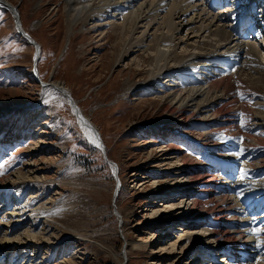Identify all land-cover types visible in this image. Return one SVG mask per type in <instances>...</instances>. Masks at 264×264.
Here are the masks:
<instances>
[{
  "label": "rangeland",
  "instance_id": "1",
  "mask_svg": "<svg viewBox=\"0 0 264 264\" xmlns=\"http://www.w3.org/2000/svg\"><path fill=\"white\" fill-rule=\"evenodd\" d=\"M84 1L90 3L87 13L96 12L98 14L95 13L94 18H89L88 22L78 21L70 30L71 33L67 31L64 0H8L17 8V13L11 12L10 9L9 12L6 6L0 3V116L2 113L9 112L10 109L21 108L25 105L24 107L31 110L32 119L36 116L35 125L42 127L45 131H35L40 135L34 136L31 144L16 153L13 162L20 161V163L17 168L9 171L14 172L11 178L14 182L18 176L16 170L22 163L30 164L27 169L23 165L19 173H25L28 169L38 173L36 174L38 177L33 176L32 182L39 181L41 184L38 182L37 186L45 188L43 192L46 191V194H43L41 189L38 196L41 202L46 203L42 204L47 206L46 208L51 205L49 208L52 210L58 205L56 217L48 218L50 221L55 219L57 221L53 229L46 227L47 218L38 217L39 219L44 218V226L41 227L43 231L37 234L43 236L42 243L43 241L50 242L52 239L54 245H58L55 244L57 242L64 246H71L75 242L81 245V247L72 248L75 251L74 257L68 254L63 257L65 252L61 251L53 264H119L102 247L111 249L118 258L122 254L123 247L128 246L129 248L135 241H138L141 246L148 243V246L129 250L124 264H170L176 258H180L178 264H198L194 258H190L191 249L187 252L182 249L183 254L186 252L184 256L180 251V247L187 245L189 240L186 239L187 237H182L185 231L180 227H185L179 225V220L187 221V219L174 221L181 216L175 215L177 213L174 212L183 200L179 193L186 189L173 184L177 180L185 181L183 179L185 174L179 175L178 173L180 171L178 165L172 166L175 157H179L180 154L177 153V148L171 146L174 143L161 142L154 138L155 136L150 137L149 134L151 126L156 123L163 124L162 121L168 116L164 114L162 108L160 110V106H157L159 100L162 99V103L165 104V101L171 99L172 93L179 94L185 90L182 87L180 90L167 87L160 88L158 92L161 93L154 92L155 88L161 84L164 85L161 78L165 74L159 78L160 85L157 83L151 90L145 89L150 79L147 73L149 67L138 65L144 55L140 50L149 49L158 40L162 50L172 49L178 53L185 50V47L177 42L178 37L184 38V30L178 33L180 35H172L170 40L165 39L167 32L164 31L170 28L166 27L164 20L159 19L155 21L158 24L154 27L152 25V30L149 28L148 32L145 31V27L140 28L138 25L139 29L133 31L128 28L123 35L124 20L121 14L120 17L119 15L115 17L108 15L111 11L108 12L105 5H102V0ZM106 1L110 6H114L115 0ZM15 15L19 16L20 26L33 43H29L18 32ZM84 15L85 12H83V17L86 19ZM215 29H212L213 33L209 34L210 36H202L200 41L208 37L215 39L213 31ZM142 39H144L143 45L140 44L137 47V42L140 40L141 43ZM192 42L193 40L185 43L192 45ZM35 43L40 45L39 51L41 48L36 70L33 62L34 53H38V47L35 48ZM116 45L117 50L112 54ZM125 49L127 54L122 56ZM187 50L190 54V49ZM155 54V50H151L148 56L145 55L150 58L147 61H152ZM141 67L146 73L139 72ZM148 72L151 73V71ZM239 78L245 83L250 76L239 74ZM40 80L47 85L62 83L69 90L74 100L71 103L76 104L77 109L90 120L101 135L104 149L106 148L109 157L107 158L111 162L110 166L104 160L101 150L93 147L81 130L71 103L59 100L57 98L59 93L52 90V92L44 93L43 83ZM209 100L210 98L208 103L212 101ZM244 105L236 103L233 106L253 110L251 105ZM259 112L249 114L246 121L262 125L264 112ZM254 113L257 114L254 115ZM184 116L176 113V118L173 117L177 125L180 124L181 129L189 128L190 123L195 122L198 115L191 112ZM170 125L176 124H170L169 119L165 128ZM13 128H17L16 124ZM165 154L166 157L172 156L173 160L164 161L161 155L165 157ZM181 159L187 160L185 161L186 166L190 162L185 157ZM188 170V168L185 170L186 177L191 174ZM181 172L184 173L183 170ZM9 180L8 177L0 184H8ZM154 180L156 185L152 186ZM24 182L27 184V181ZM19 189L18 193L24 191ZM30 189L26 198H29L32 192H38V188ZM205 193L208 196V192ZM224 198L225 196L222 197ZM213 201L220 204L214 198ZM196 203L198 204L197 201ZM203 203L208 205L210 202H201L202 205ZM165 208L168 209L167 212L162 213L165 215L158 216V218L169 223L160 227L157 222H151L149 216L152 211ZM216 211L217 208L213 210L210 208L208 212L215 213ZM170 213L174 215L171 221L168 218ZM187 213L189 214V212L183 214L187 215ZM65 216L67 218L63 219ZM55 226L58 229L55 230ZM25 227L17 231L22 232ZM173 228L180 229V231H175ZM162 231L172 236L169 238L161 236L160 238L159 234H163ZM23 232L30 234V229ZM79 233L81 234L78 235ZM45 235L50 238H45ZM179 236L181 239H178ZM150 238H154L155 242H152ZM173 242H176L175 250L170 247ZM159 245L167 250L162 251L161 249L160 253L153 254L160 250ZM80 251H82L81 254ZM256 263L263 264L259 260L252 264Z\"/></svg>",
  "mask_w": 264,
  "mask_h": 264
},
{
  "label": "bare ground",
  "instance_id": "2",
  "mask_svg": "<svg viewBox=\"0 0 264 264\" xmlns=\"http://www.w3.org/2000/svg\"><path fill=\"white\" fill-rule=\"evenodd\" d=\"M83 2V3H82ZM101 1H99L100 3ZM111 2V1H110ZM0 3L2 5L4 4L6 8L10 9L11 12L17 13L18 10L17 8L8 2V0H0ZM103 3L102 5H105V8L107 11H111V14L108 13V15H111L112 17L118 16L120 17V14L122 16V20H124L123 28H122V33L123 35L127 32V29L131 28V30L136 31L139 29L137 26L140 25V28L145 27V31L148 32L149 28L152 30V25L153 27L158 24V22H155L156 20H164V23L167 28H170L167 32L165 33V39L170 40L172 35L178 34L180 31L184 30V38H177V42H179V45L184 46L185 50H182L181 52H176L171 50H162L160 49L158 42L159 40L152 46L149 47V49H141L140 51H143L142 53L144 54L142 57L143 59L140 60V64L145 66L146 68L149 67L148 71V76L150 77L149 81L147 82L146 86L144 87L147 90H151L154 85L159 83L161 81L159 78L163 75L166 74L167 81H169L170 84L168 85H159L157 88L154 90L157 93L160 90V88H167L169 87L170 89L177 88L176 90H180V87H182L184 92H181L179 94L172 93L170 96V100L165 101L166 103L163 104V100H159V105L160 110L161 108L164 110V114L168 115L165 117V121L169 123L170 119V124L175 123L177 127L180 126L177 125L176 120L173 118H176V113H179L181 116H184L186 113H191L194 112L196 113L197 118H195V122H208L210 120H217L220 122L225 121V115L223 111V106L222 104L224 102L229 103V104H236L237 103V97L236 95H233V91L239 90V93H252L253 97L256 98V102L254 104H250L251 110H246L244 109L243 111L246 112V114L243 115L242 119L246 121V118L249 114H252L253 112H259L263 110H258L255 109V106L259 105H264V51L258 50V48L251 44V43H233L232 40V34L231 32L227 29V23L224 20L218 19L217 14H212V13H207L205 12L200 6H202L198 0H115L113 3L114 6H110V4L106 0H102ZM3 5V6H4ZM112 5V4H111ZM4 6V7H5ZM93 6V5H92ZM64 11H65V21L67 24V31L68 33L72 28L76 25L78 21L84 20L85 22H88L89 18H94V14H89V8H90V3L84 1V0H64ZM103 10V6L101 7ZM113 9V11H112ZM9 11V12H10ZM83 12H85V17H83ZM98 14V13H96ZM19 15V14H18ZM124 15V17H123ZM105 16V14L103 15ZM15 20H17V23L19 22V16H14ZM104 19V18H103ZM91 20V19H90ZM152 21V22H151ZM93 23V21H90ZM20 23V22H19ZM163 24V23H162ZM200 25V26H199ZM95 26V25H94ZM122 26V25H121ZM199 26V27H198ZM136 27V28H135ZM19 28L22 30L21 35L27 39L29 43H33L32 39L29 38L28 34L24 32L22 27L19 24ZM216 28L213 30L215 32V39L214 37L208 39H203L200 41V38L204 35H211L212 29ZM186 29V30H185ZM163 30H164V25H163ZM131 32V31H130ZM142 32V31H140ZM71 33V32H70ZM152 33V32H151ZM181 33V32H180ZM129 34V33H128ZM153 34V33H152ZM164 33H162L163 35ZM183 34V32H182ZM180 35V34H178ZM209 35V36H210ZM177 36V35H176ZM147 39L149 38L148 35L146 36ZM145 37V39H146ZM187 39H186V38ZM206 37V36H205ZM128 38V37H127ZM142 38V37H141ZM199 38V40H198ZM30 39V40H29ZM174 39V38H173ZM219 39V40H216ZM192 45H186V41H192ZM198 40V41H197ZM127 41V40H126ZM218 41V42H217ZM144 42V39L140 40L137 42V47L140 46ZM198 42V44H197ZM136 43V42H135ZM145 44V43H144ZM197 44V45H196ZM143 45V44H142ZM148 45V44H147ZM146 45V46H147ZM35 48L39 47L38 44H34ZM135 47V48H137ZM239 48L242 49L246 55L247 58L245 59V63L243 67L239 70H237L234 73H231L221 79L218 80H213L210 77L203 76V70H198V79L195 80V83H191L187 86H180L176 85V83L171 82L170 77H174L175 75H179L184 77H189L187 75V72L185 71L186 68L189 67H197V66H209V64L206 62L209 58H211L214 55H217L221 53L222 51L229 50L231 48ZM117 45L112 51V54L117 50ZM148 48V47H147ZM178 48V46H176ZM138 49V48H137ZM190 49V54L188 53ZM151 50H155L156 54L154 56V59L152 61H147L150 59L149 57H146L145 55H149ZM167 52V53H166ZM127 54V50L125 49L122 53V56ZM149 64H145V63ZM36 63L37 60H34V69L36 70ZM152 69V70H151ZM201 69V68H198ZM34 70V71H35ZM139 72H145L144 69L139 70ZM180 72H184L183 74H180ZM146 73V72H145ZM239 74L245 75V76H250L249 80H246L245 83L242 81L241 78H239ZM153 77V78H152ZM152 78V79H151ZM43 83L42 88L44 93H49V92H57V98L59 100H65L67 103L73 102L71 99V95L69 90L62 85V83H52L51 85H47L46 83ZM166 83V82H164ZM178 83V82H177ZM230 83V84H229ZM173 84V85H172ZM48 86V87H46ZM241 89V90H240ZM52 90V91H51ZM233 97V98H232ZM210 98L208 103V99ZM55 99V98H53ZM56 99V100H58ZM219 100L218 102H215ZM54 101V100H53ZM236 102V103H235ZM245 104L244 106H249ZM73 113L77 117L79 121V125L81 127V130H83V133L86 135L88 138L89 142L91 143L92 146L96 145H101L99 144V140L102 142V147L104 148V144L101 138V135L98 133L97 128L90 122V120L81 113L76 107L75 103H71ZM209 108V110H208ZM264 112V111H263ZM262 113V112H259ZM223 114V115H222ZM257 113H254V115ZM192 115V114H191ZM172 116V117H170ZM170 117V118H169ZM185 117V116H184ZM169 118V119H168ZM179 118V116H178ZM187 118V116H186ZM183 120V119H182ZM166 122V124H167ZM248 125L250 127H255L259 126L257 123L253 121H247ZM183 123V122H182ZM264 125V123L262 124ZM8 132L10 131V124L7 125ZM17 127L23 126L22 124H16ZM14 127V125L12 126ZM12 133V132H11ZM97 133V134H95ZM13 134V133H12ZM99 134V138H98ZM198 136H201V139L206 137V139H209V137L212 136V131H209L207 133H200ZM252 137H249L251 139ZM255 139H261L260 137H255ZM255 139H252V143L249 145H253V142ZM264 141V140H263ZM177 148V147H175ZM99 149V147H98ZM178 149V148H177ZM176 149V151H178ZM105 150V149H104ZM174 150V149H170ZM167 154V153H166ZM165 154V157L163 159L172 161L173 158L172 156H168ZM186 158V157H185ZM185 159H181V157H175V162L173 167H176L178 165L179 168V175H186L187 168L189 169L188 171L193 174L195 173V170L193 168L194 165H192L190 162H188V165L186 166ZM189 161V160H188ZM24 165V163L22 164ZM30 165V164H29ZM28 164L24 165L26 166V169L29 166ZM176 165V166H175ZM186 166V167H185ZM117 168V166H116ZM118 170V169H117ZM116 170V172H117ZM183 170L184 173L181 171ZM13 173H10L8 175L0 177V183H3L2 180L4 181L8 177L10 178L8 184H0V186H3L5 188H12L15 190L16 194H21L25 193L26 190L30 188H38V190L41 191V187L37 186L39 181H33V176L38 177L31 169H28L25 173L21 172L19 173V169L16 171V174L18 175L15 181L13 182ZM179 177V176H176ZM182 177V176H181ZM188 177H193V178H188ZM183 179H181L183 182L177 180L173 184L177 185H184L187 184L186 187H190L189 190L191 189H199L200 192H208V199L206 202L208 205L203 203L204 205L201 204V200L199 199H193V200H187L184 199V195L180 196L183 198L181 205L176 208L174 212L177 214L175 215H181L180 217L176 218L174 221L178 219H187V215H184L183 213L187 209L188 212L198 215L202 214H208L209 216L212 217V220L214 221H231L233 220L231 217L226 215V212L228 209L232 207V204L234 203V199L230 197H225L222 199L223 196L216 197L212 194V192L208 189L205 188V184L209 181V179H205L204 175H190ZM27 181V184L24 182ZM167 181V180H166ZM155 180L152 182V186L155 184ZM181 182V183H179ZM40 183V182H39ZM41 184V183H40ZM158 184V183H157ZM156 185V184H155ZM176 185V186H177ZM175 186V185H173ZM23 189L24 191L17 192L18 189ZM170 188V187H168ZM19 189V190H20ZM36 190V189H35ZM42 189V191H44ZM46 193V191L44 192ZM177 193V192H176ZM175 193V194H176ZM36 197H33V196ZM171 195V193H170ZM173 195V194H172ZM38 192H33L30 194V197L26 203H24L21 207L20 210L18 211H12L8 212L7 214V219L1 224L0 226V250H6L8 248H14L16 252H25L27 249L30 250L31 252L29 253V257L31 260H33L32 264H53L54 259L61 253L62 247H64V244H59V242L55 243L58 245H54L52 243L53 240L51 239L50 242L47 241L45 243L42 241V235H37L38 233H42L43 229V220L44 218H47L45 223L47 224L46 227L53 229L54 225L57 223L56 219L54 221L48 220V218L51 217H56L57 212H58V205L56 209L52 210L49 208L51 205H49L48 208L44 206L45 202H41V198H38ZM175 196V195H174ZM166 197V196H164ZM171 198V197H170ZM213 198L216 199L217 202H220V204H216L213 201ZM161 199V198H160ZM198 202V204L196 203ZM184 203V204H183ZM42 204L41 206H39ZM46 204V203H45ZM55 205V204H54ZM168 207V206H167ZM201 208L203 210H201ZM211 210L216 209L217 211L214 212H208L209 209ZM71 209V208H70ZM171 209V208H170ZM167 208L164 210H158V211H152L151 215L149 216L151 222H157V225L162 227L163 225L169 223V222H163L159 220L158 216H164L165 213L167 212ZM225 210V212H223ZM68 211V210H67ZM61 212V211H60ZM223 212V213H222ZM29 213V214H27ZM14 214V215H13ZM171 214V213H170ZM224 214V216H222ZM169 215V214H168ZM44 218H38L42 217ZM60 216V215H59ZM58 216V217H59ZM174 217V215H169V219L171 221V218ZM67 218L66 216L63 218ZM72 218H74L72 216ZM39 219V220H37ZM26 223V224H25ZM164 223V224H162ZM18 225H23L26 226L24 230L30 229V235L28 232H18L17 230L13 231L15 227ZM59 227V225L57 224ZM61 228H64L60 226ZM168 227V226H167ZM181 228V227H180ZM55 230L58 229L54 228ZM65 229V228H64ZM182 237H187L189 243L187 245H183L181 248V254H183L182 249L186 250V252L191 249L195 248L198 244H200V239L202 237L205 238L206 244H210V246H215L219 245L221 243H229V244H235L239 241L238 239V233L236 231L232 230H225V231H218V230H210V231H205L202 227L198 228H187L186 230L183 228L182 229ZM41 231V232H40ZM180 231V230H179ZM73 232V231H72ZM22 233V234H21ZM75 234V232H73ZM163 234H159L160 238L162 237H167L169 238L172 236L171 234H168L162 231ZM21 234V235H19ZM35 234V235H33ZM79 233L78 235H80ZM162 236V237H161ZM181 236V235H180ZM179 236L178 239H181ZM50 236L45 235V238ZM163 238V239H164ZM139 239V238H138ZM177 239V240H178ZM45 240V239H44ZM149 240V239H148ZM152 242H155L154 238H150ZM68 242V241H67ZM150 242V241H149ZM177 242V241H176ZM176 242H173L170 247L174 249V246H176ZM133 244L128 248L123 247V251L120 257L117 258V256L114 255L113 251L107 247H102L104 250L108 251V253L111 255V257L116 260L119 264H124L125 258L128 256V251L129 250H136L140 248V243L138 241L132 242ZM183 243V242H182ZM128 244V243H127ZM151 244V243H150ZM193 244V245H192ZM144 246L141 247H146L148 246L146 244H143ZM192 245V246H191ZM126 246V245H125ZM162 245H159L160 247L158 251L153 252L155 253H160L159 251L167 250L166 248H162ZM182 246V245H181ZM211 246V247H212ZM51 247V248H49ZM24 248V250H23ZM169 249V248H168ZM175 250V249H174ZM42 251L45 256L40 258V255L38 256V253ZM51 251V253H50ZM186 252L184 253L186 255ZM183 254V256H184ZM60 256V255H59ZM189 256V255H188ZM223 257V256H222ZM195 261H197V258H195ZM57 260V259H56ZM221 261L223 260L220 259ZM219 260V261H220ZM180 261V258H176L172 263L170 264H178ZM264 261V260H259ZM188 262V261H187ZM196 263V262H195ZM158 264V263H155ZM160 264V263H159ZM192 264V263H190ZM259 264V263H256Z\"/></svg>",
  "mask_w": 264,
  "mask_h": 264
},
{
  "label": "water",
  "instance_id": "3",
  "mask_svg": "<svg viewBox=\"0 0 264 264\" xmlns=\"http://www.w3.org/2000/svg\"><path fill=\"white\" fill-rule=\"evenodd\" d=\"M16 26H17V28H18V30H19V32H22V30L19 28V25L18 24H16ZM36 54H37V56H36ZM38 56H39V54L37 53V52H35V55H34V57H35V60L36 59H38ZM71 97V96H70ZM71 99H72V97H71ZM74 101V100H73ZM95 134H97V133H95ZM98 138H99V135H98ZM99 144H101L100 146H98L99 147V149L101 150V152H102V154H103V157H104V159L111 165V162H110V160L107 158V156H106V150H104V148L102 147V142L99 140Z\"/></svg>",
  "mask_w": 264,
  "mask_h": 264
},
{
  "label": "snow or ice",
  "instance_id": "4",
  "mask_svg": "<svg viewBox=\"0 0 264 264\" xmlns=\"http://www.w3.org/2000/svg\"><path fill=\"white\" fill-rule=\"evenodd\" d=\"M241 98H243V97H241ZM241 127H244V124H243V123H241ZM97 146H99V145H97ZM236 155H237V158H239V156L242 155V151L239 152V153H237ZM242 178H243V177H242ZM261 231H264V229H255L253 234H255V235H259V233H260Z\"/></svg>",
  "mask_w": 264,
  "mask_h": 264
}]
</instances>
